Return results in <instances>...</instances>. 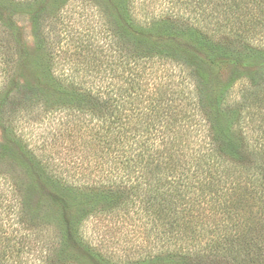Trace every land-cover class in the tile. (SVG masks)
I'll return each instance as SVG.
<instances>
[{"label":"trees","instance_id":"obj_1","mask_svg":"<svg viewBox=\"0 0 264 264\" xmlns=\"http://www.w3.org/2000/svg\"><path fill=\"white\" fill-rule=\"evenodd\" d=\"M68 1H17L31 13L37 74L11 90L0 81V170L20 174L0 187V264H121L81 226L130 211L151 222L154 245L151 258L123 264H255L264 240V0H151L148 22L132 15L134 0H80L106 18L97 32L109 47H73L75 66L56 75L45 28ZM218 55L234 62L220 84L207 65ZM240 75L251 83L232 100ZM21 112L24 122L55 118L43 157L10 120ZM25 180L48 188L39 195L57 208L53 236L41 234L49 215H28Z\"/></svg>","mask_w":264,"mask_h":264},{"label":"rangeland","instance_id":"obj_2","mask_svg":"<svg viewBox=\"0 0 264 264\" xmlns=\"http://www.w3.org/2000/svg\"><path fill=\"white\" fill-rule=\"evenodd\" d=\"M8 1L3 0L1 3L0 0V10L3 13L2 16H4L3 21H0V81L3 80L7 84V90H11L12 85L15 83H24L26 81L35 82L37 72L32 59L35 57L36 52L35 37L33 36L32 22L30 19L31 13H27L17 2L20 1L23 4L26 0H14V5L9 4ZM134 5L135 14L132 15H135L141 22L150 21L151 0H134ZM155 7L157 9V3H155ZM93 13V7L90 5H83L80 0H70L46 24L47 42L45 47H50L47 50H52L53 53H56L54 55L56 68L54 73L56 75H59L58 70L60 67L71 70L75 66L74 62L78 60L72 55L73 47H87L92 50L94 48L99 50L100 47H109L105 35L97 32L99 30V24L101 21L105 22L106 18L102 17L98 20L96 16H92ZM7 57H9L8 60ZM168 58L170 59V56ZM63 61H66L65 65H63ZM233 64L234 62L231 61L230 57L223 55H218L211 60H207L212 78L215 83L219 84L229 79ZM166 65H171L172 70L177 67L169 62ZM76 67L78 69L74 73H79L78 75L83 77L86 73L85 69H82L80 63ZM239 67L246 72L251 70L250 67L244 64ZM177 71L178 69L175 72ZM89 73L91 75L95 74L91 69ZM250 83L248 79H244V76H238L234 80V86L230 95L231 99L239 98L240 91L238 89L248 87ZM34 110L33 108L31 111H27V113L34 114ZM22 113L24 112H21L17 118L12 116L10 120L17 126V133L21 134V137L28 141L36 155L43 157V153H49V146L46 149L43 148L42 141L45 137L51 138L50 134L53 133L52 129L56 126L55 118L51 120L39 117L24 122L25 118H22ZM3 132L0 124V141L5 140ZM2 170H0V187H7L9 177H11V182L15 177H20V174L10 171L7 168L3 167ZM2 175L6 178H3ZM25 183L26 185L22 195L26 201L29 199L26 205L28 207L26 208L29 212L28 215L36 213H39V216H43V214L49 215L45 219H48L50 224L47 226V230H41V234L46 238L53 236L57 229L55 227L56 222L52 218L56 215L54 210L57 208L49 205L46 200H42L39 195L40 189L43 188L46 190L48 189L47 186L36 180L31 182V184H28V180H25ZM39 222L49 223L40 220ZM81 227L83 229L82 233L84 236L86 235L85 237L91 243L99 242V247L102 246L101 249L111 254L113 260H116L118 263L123 264L127 259L138 260L137 258L141 259V257L148 254L151 258V249H153L152 246L154 244L153 239L151 240L152 235L150 233L151 222L147 220L146 216L140 217L138 213H132V211L129 212L128 216H125L123 212H108L102 214L100 221H98L97 217L87 219ZM23 231L29 232L27 230ZM260 244L262 247H260V252H256L253 255L255 264H264V240Z\"/></svg>","mask_w":264,"mask_h":264}]
</instances>
